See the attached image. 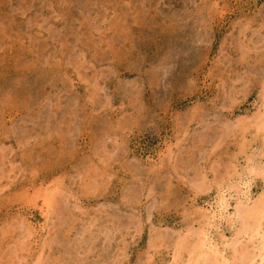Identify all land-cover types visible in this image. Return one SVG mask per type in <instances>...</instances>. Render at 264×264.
Instances as JSON below:
<instances>
[{
	"label": "rangeland",
	"instance_id": "1",
	"mask_svg": "<svg viewBox=\"0 0 264 264\" xmlns=\"http://www.w3.org/2000/svg\"><path fill=\"white\" fill-rule=\"evenodd\" d=\"M262 120L264 0H0V264H252Z\"/></svg>",
	"mask_w": 264,
	"mask_h": 264
},
{
	"label": "bare ground",
	"instance_id": "2",
	"mask_svg": "<svg viewBox=\"0 0 264 264\" xmlns=\"http://www.w3.org/2000/svg\"><path fill=\"white\" fill-rule=\"evenodd\" d=\"M262 114H263V113H262ZM259 119H260V118H259ZM254 121H255V119H254ZM261 123H262L263 129H264V120H262ZM255 124H256V123H255ZM260 126H261V125H260ZM258 128H259V126H258ZM255 129H256V128H255ZM261 129H262V128H261ZM263 170H264V169H263ZM249 171H251V169H250ZM251 172H253V170H252ZM251 172H250V173H251ZM256 172H257V171H256ZM260 172H261V171H260ZM263 173H264V172H263ZM242 177H243V176H242ZM247 180H248V179H247ZM235 182H236V181H235ZM242 186H243V185H242ZM242 186H240V187H242ZM244 187H245V185H244ZM244 187H243V188H244ZM246 189H248V188H246ZM243 190H244V189H243ZM244 191H245V190H244ZM240 192H241V191H240ZM237 193H238V192H237ZM222 195H224V194H222ZM240 195H241V194H240ZM219 198H220V197H219ZM223 198H224V197H223ZM223 198H222V199H223ZM261 199L264 200L263 197H262ZM261 199H260V200H261ZM257 200H258V199H257ZM257 200H256V201H257ZM219 201H220V200H219ZM223 202H224V201H223ZM226 202H227V201H226ZM260 203H261V202H260ZM257 204H258V203H257ZM261 204H262V203H261ZM216 205H217V204H216ZM258 205H260V204H258ZM222 206H223V205H222ZM228 206H229V205H228ZM241 206H242V205H241ZM241 206H240V208H241ZM256 206H257V205H256ZM214 207H215V206H214ZM218 207H219V206H218ZM242 207H243V206H242ZM252 207H253V206H251V207L249 206L248 208L251 209ZM223 208H224V207H223ZM245 208H246V206H245ZM245 208H244V209H245ZM248 208H247V210H244V209H243V211H242L244 214H248L247 216L245 215L246 217H248V216L250 217V214H249V213H250L252 210L254 211V209H252L251 211H250V210L248 211ZM253 208H255V211H256L257 213L260 212L259 207H253ZM260 208H261V207H260ZM221 209H222V208H221ZM236 209L238 210L239 208H236ZM215 210H216V209H215ZM215 210H214V211H215ZM223 210H224V209H223ZM223 210H222V211H223ZM241 210H242V209H241ZM241 210L239 209V211H241ZM262 210H263V207H262ZM206 211H207V210H206ZM208 211H209V210H208ZM253 211H252V212H253ZM216 212H218V211H216ZM252 212H251V213H252ZM213 213H215V212H213ZM213 213H212V211L209 212V214H211V215H210L211 217H210L209 220L215 218V216L213 215ZM218 213H219V212H218ZM218 213H216V215H217ZM222 213H223V212H222ZM261 213H262V212H261ZM220 214H221V213H219V215H220ZM240 214H242V213H239V215H240ZM255 214H256V213H255ZM262 214H263V213H262ZM237 215H238V214H237ZM252 215H253V214H252ZM252 215H251V216H252ZM207 216H208V215H207ZM207 216H205V217H207ZM221 216H222V215H221ZM242 216H243V215H242ZM261 216H262V215H261ZM261 216L259 217L258 214H257V215H256V218H259V220H260ZM243 217H244V216H243ZM243 217H242V218H243ZM249 217H248V218H249ZM253 217H254V215H253ZM244 218H245V217H244ZM244 218H243V219H244ZM250 218H251V217H250ZM250 218H249V219L246 218V219L250 221V220H252V218H251V219H250ZM256 218L254 217L253 220L256 219ZM243 219H242V220H243ZM261 219H262V218H261ZM209 220H208V222H209ZM219 220H220V219H219ZM247 220H245V221L247 222ZM255 221H257V219H256ZM261 221H262V220H261ZM211 222H212V221H211ZM213 222H214V221H213ZM216 222H217V221H216ZM220 222H221V221H220ZM248 223H249V222H248ZM257 223H258V222H256V224H257ZM259 223H260V222H259ZM218 224H220V223H218ZM246 224H247V223H246ZM250 224H251V225H249V226H251V227H250L249 229L251 230V229H252V225H253L254 223H252V221H251ZM256 224H255L254 226H256ZM247 225H248V224H247ZM258 226L260 227L259 224H258ZM256 228L259 229L257 226H256ZM258 232H259V231H258ZM258 232L256 231L255 234H258ZM261 235H262V234H261ZM261 238H262V237H261ZM205 240H206V239H205ZM262 240H263V241H262ZM261 241H262V243L264 242V237L261 239ZM261 247H263V248L261 249ZM259 248L261 249V252H258L259 254L257 253V254H255V256H253V258L250 260V261L252 262V264H264V245H263V246H260ZM206 261H207V260H206ZM208 262H209V261H208ZM203 263H204V262H203ZM206 264H207V262H206ZM213 264H214V262H213Z\"/></svg>",
	"mask_w": 264,
	"mask_h": 264
}]
</instances>
